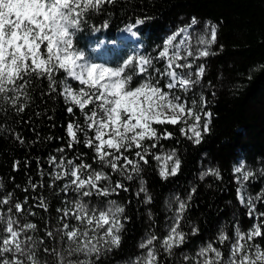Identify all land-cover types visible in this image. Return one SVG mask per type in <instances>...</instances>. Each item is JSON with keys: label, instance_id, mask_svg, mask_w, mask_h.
I'll list each match as a JSON object with an SVG mask.
<instances>
[{"label": "snow or ice", "instance_id": "snow-or-ice-1", "mask_svg": "<svg viewBox=\"0 0 264 264\" xmlns=\"http://www.w3.org/2000/svg\"><path fill=\"white\" fill-rule=\"evenodd\" d=\"M114 2L0 0V103L8 102L16 113H23L31 99L29 90L33 83L46 81L47 91H41V95L58 92L67 105V113L74 117L66 125L65 144L56 149L58 155L47 157V169L37 158L40 179L34 181L29 176L28 187L23 189L28 192L30 188L36 193L38 188L45 187L47 177V187L63 194L62 207L56 209L59 226L44 233L62 247L40 249L54 258L53 264H96L105 253L120 247L121 230L130 217L123 215V205L107 198L119 191L127 192L123 181L132 180L133 174L139 176L149 157L161 159L151 149L157 148L161 140L174 138L167 125H181L180 135L195 145L201 144L203 136L211 131L208 101L203 95L197 99L195 94L205 74L204 64L196 61L214 54L211 45L218 38L217 26L205 25L204 33L195 37L194 45V31L190 30H194L198 21L193 17L189 24L167 37L155 56L129 55L116 66H109L90 58L76 46L75 40L92 14ZM148 19H135L126 25V31L136 35L134 30ZM107 27V21L92 25L97 32ZM61 73L63 76L58 79ZM190 92L191 97L187 96ZM16 139L24 143L19 134ZM80 145L91 151L90 162L85 159L87 152L76 151ZM67 152L73 153L71 158ZM174 157V152L166 157L173 160V166L170 171L166 166L161 170L165 179L180 169L181 161ZM30 163L25 160L24 167H30ZM20 164L14 161L13 170L18 171ZM234 172L240 174L241 184L256 174L244 162ZM114 175L118 177L115 181ZM204 175L221 178L218 169H208ZM140 192L146 193L143 181ZM93 197L103 199L97 205L92 203ZM262 197L264 192L246 199L238 189L239 201L248 208L253 224L246 232L235 227V238L229 244L226 258L210 242L199 249L196 258L184 256V259L192 260V264H264V246L254 242L264 240V212H255V201ZM33 199L34 204L26 209L28 197L20 201L14 200L11 192L0 195V264H40L36 241L29 234L37 230V224L25 218L35 216L32 208L47 212L49 206L42 195ZM177 200L178 211L166 236L161 239L150 232L138 245L146 252L130 264H160L157 241L169 256L174 247L185 242V233L178 229L187 205ZM150 201L151 197L146 195V202ZM229 239L223 231L218 237L220 244ZM40 243H44L43 239Z\"/></svg>", "mask_w": 264, "mask_h": 264}, {"label": "trees", "instance_id": "trees-1", "mask_svg": "<svg viewBox=\"0 0 264 264\" xmlns=\"http://www.w3.org/2000/svg\"><path fill=\"white\" fill-rule=\"evenodd\" d=\"M143 17L149 19L134 30L139 37L137 42L130 44L119 38V32L126 25ZM193 17L198 21L191 30L193 39L204 33L205 25L217 26L218 38L211 45L214 54L197 60V64H204L205 74L195 89L197 99L203 95L208 101L206 110L212 113L211 131L203 136L201 144L195 145L180 135L181 125L166 126L174 133V138L161 140L151 151L155 155L174 152L181 161L179 171L165 179L160 175V160L149 157L148 163L142 164L139 176L133 174L132 180L123 181L129 189L127 192L119 191L107 198L123 205V215L130 219L121 230L120 247L105 253L96 264H128L144 253L138 245L150 232L163 239L171 220L169 206L177 198L187 205L178 229L185 233V242L174 247L171 256L164 252L159 241L155 242L160 264H192V260H185L184 256L193 258L210 242L218 246L226 258L229 244L235 238V227L246 232L253 224L248 208L239 201L238 189L254 197L264 192V172L261 171L264 169V0H115L91 15L75 43L93 60L116 66L129 55L155 56L166 37L189 24ZM105 21L106 29L93 30L92 25ZM103 42L122 46L98 53L95 47ZM137 44L139 54H136ZM62 76L61 73L57 78ZM73 87L77 85L73 83ZM41 91H47V82H34L29 90L31 99L23 113H16L8 102L0 103V195L11 192L13 199L20 201L28 197L26 209L34 204L33 197L37 194L45 198L48 211L32 208L35 216L25 219L37 224V230L29 234L36 241L40 264H53L54 258L44 255L40 249L62 247L44 233L59 226L56 209L62 207L63 194L47 187V177L45 187L38 188L36 193L30 188L28 192L23 189L28 187L29 176L34 181L40 179L37 158L47 169V157L57 154L56 149L64 146L66 125L74 117L67 113V105L58 92L48 96L41 95ZM76 116L79 117L78 111ZM17 134L24 143L16 139ZM76 151L87 152L85 159L90 162L89 149L80 145ZM66 155L71 158L73 153ZM25 160L31 162L30 167H24ZM14 161L21 162L18 171L13 170ZM240 162L256 173L244 184L238 182L239 174L234 172ZM208 169H218L221 178L204 175ZM117 178L113 176L114 181ZM141 181L146 193L140 192ZM146 195L151 197L150 202H146ZM102 199L93 197L92 203L100 204ZM255 212H264V197L255 201ZM222 231L230 239L220 244L218 237ZM254 242L264 246V240Z\"/></svg>", "mask_w": 264, "mask_h": 264}, {"label": "rangeland", "instance_id": "rangeland-1", "mask_svg": "<svg viewBox=\"0 0 264 264\" xmlns=\"http://www.w3.org/2000/svg\"><path fill=\"white\" fill-rule=\"evenodd\" d=\"M126 29V28H125ZM191 31V30H190ZM171 35V34H170ZM119 38L121 39V40H123L124 42L127 40V39H125V38H123L122 36H124V37H129L130 39H132L133 38V40H134V38L136 39V41H134V42H137L138 41V39H139V37L138 36H135V35H130V36H126L125 35V31L124 30H122V31H120L119 32ZM169 36V35H168ZM167 36V37H168ZM167 37H166V39H167ZM182 37H177V40H179V39H181ZM127 41H129V40H127ZM130 44L132 43L131 41L129 42ZM175 43V42H174ZM192 43L195 45V39H193V41H192ZM122 45H117V44H108V43H98L97 45H96V51L98 52V53H101V52H104V51H106V49L107 48H109V47H113V48H115V49H118V48H120ZM196 47H203V46H199V45H197ZM183 51H184V48L182 47L181 48V52H182V54H183ZM139 52H140V45L139 44H137V52H136V54H139ZM138 57V56H137ZM189 59H191V58H189ZM96 62H99V63H104L103 61H96ZM196 63H197V61H196ZM192 121H189V123H191ZM169 154H171V153H164V154H161V155H159L160 157H161V159H160V166H161V170L166 166L168 169H169V171L171 170V167L173 166V160H167L166 159V157L169 155ZM174 158H176V157H174ZM239 176H240V174H239ZM238 176V177H239ZM242 184H244V182L242 183ZM241 195H245V197H246V199H247V197H249V196H251V197H254V196H252V195H250L249 193H247L244 189L243 190H241L240 192H239ZM179 201H181V200H179ZM93 204H97V205H99L97 202H95V203H93ZM169 211H170V216H171V220H170V223H169V225L172 223V221H173V217L177 214V211H178V200L177 201H175L174 203H172L170 206H169ZM168 229H169V226H168ZM168 229H167V232H168ZM199 251V250H198ZM197 251V252H198ZM146 252V250H144V253ZM196 252V253H197ZM193 258H196V254L193 256ZM128 264H130V262L128 263Z\"/></svg>", "mask_w": 264, "mask_h": 264}, {"label": "bare ground", "instance_id": "bare-ground-1", "mask_svg": "<svg viewBox=\"0 0 264 264\" xmlns=\"http://www.w3.org/2000/svg\"><path fill=\"white\" fill-rule=\"evenodd\" d=\"M123 30L125 31V35H126V36H130V35H131V33L127 32L125 28H124ZM121 31H122V30H121ZM135 36H137V34H136ZM122 37L125 38V39H127V40H129V41H131V42L136 41L135 38H134V40H133V38L130 39L129 37H124V36H122ZM130 37H131V36H130Z\"/></svg>", "mask_w": 264, "mask_h": 264}]
</instances>
